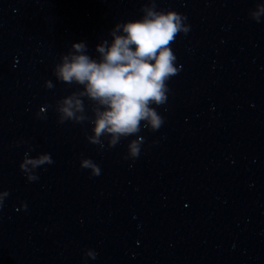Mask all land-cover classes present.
<instances>
[{"label":"water","instance_id":"obj_1","mask_svg":"<svg viewBox=\"0 0 264 264\" xmlns=\"http://www.w3.org/2000/svg\"><path fill=\"white\" fill-rule=\"evenodd\" d=\"M155 2L191 28L170 42L181 71L133 162L123 157L135 137L102 151L87 141V98L89 120L57 123L56 102L82 86L52 70L74 42L98 57L150 0H0V264H264V15H248L262 0ZM28 145L54 160L32 183L19 169Z\"/></svg>","mask_w":264,"mask_h":264},{"label":"clouds","instance_id":"obj_2","mask_svg":"<svg viewBox=\"0 0 264 264\" xmlns=\"http://www.w3.org/2000/svg\"><path fill=\"white\" fill-rule=\"evenodd\" d=\"M141 12L139 19L118 22L109 30L111 40L105 39L95 47L98 57L89 55L86 42H74L66 54H61L52 70L57 82L82 86V91L56 102L57 123L82 124L89 120L84 114L82 99L87 98L97 105L94 118L89 120L90 132L85 134L87 141L102 151L105 139L107 147L114 148L122 139L135 137L127 144V154L123 157L133 162L140 156L144 144L139 135L142 129L156 132L164 124L157 107L167 102L170 91L167 81L181 71L170 42L177 34L187 35L191 28L186 15L173 9H158L155 0H150ZM248 15L261 23L264 0L256 4L255 11L250 9ZM44 87L51 90L54 84L46 80ZM47 108L53 105L42 107L36 113L37 118L46 119ZM25 143L17 141L15 147ZM32 151L34 149L28 145L19 164L29 183L39 180L37 169L54 163L51 153L32 157ZM80 167L89 170L90 177L101 175L100 166L91 158H81ZM8 196L7 190L0 191V209ZM21 208L26 210L27 204H22ZM85 256L95 260L97 253L88 249ZM83 264H88V260Z\"/></svg>","mask_w":264,"mask_h":264}]
</instances>
